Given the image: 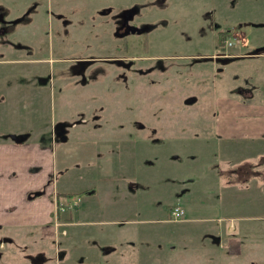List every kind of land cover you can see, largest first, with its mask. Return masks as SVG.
<instances>
[{
    "label": "rangeland",
    "instance_id": "374dc122",
    "mask_svg": "<svg viewBox=\"0 0 264 264\" xmlns=\"http://www.w3.org/2000/svg\"><path fill=\"white\" fill-rule=\"evenodd\" d=\"M225 28L240 36L219 48L217 31ZM260 45L264 0H0V64L16 65L1 71L0 90L16 86L12 75L20 70L21 91L33 89L40 104L29 112L20 104L11 117L3 108L9 101L1 102L2 134L36 135L38 126L51 132L61 124V183L73 166L98 174L74 178L73 198H80L67 201L80 203L79 214H53L43 237L19 231L25 226L0 227V264H264V185L254 184L264 182V162L247 150L257 143L239 142L224 155L232 144L214 132L218 94L255 87L264 97ZM76 130H91L92 150L76 151ZM132 131L146 139L126 143L122 132ZM123 164L139 177L138 193L119 176ZM123 196L139 203L119 202ZM146 196L162 211L146 205ZM174 204L182 220H170ZM149 224L163 230L149 231ZM156 237L172 240L160 245Z\"/></svg>",
    "mask_w": 264,
    "mask_h": 264
},
{
    "label": "crops",
    "instance_id": "0c3cea01",
    "mask_svg": "<svg viewBox=\"0 0 264 264\" xmlns=\"http://www.w3.org/2000/svg\"><path fill=\"white\" fill-rule=\"evenodd\" d=\"M263 53L264 52L259 53V56L257 55L255 57L261 58L264 55ZM263 58L264 56L262 57V59ZM6 67L8 68H3L1 67L0 64V79L2 76L1 71L3 69H7L11 71L15 69L16 65H11V66L6 65ZM19 71L17 72L19 73ZM18 73H14L12 75L13 77L16 78L13 81L19 82L15 84L16 86L12 85L13 87H11L10 90L8 91L9 93L11 92V89L14 88L13 93L11 92L10 94H8L6 91L4 92L3 90H0V103L3 101L4 103L9 101L5 106H3V108H5V111L8 109L10 110L11 117L15 115L16 113L15 109L18 108V105L20 104H22L23 108H26L27 106L28 112L30 109L34 110L35 106L36 108H39L40 105L33 98L34 95L33 89L30 90L27 89L21 91L22 87L24 86L20 84V80H24L25 76L24 74L22 75L21 73L19 74ZM31 79L34 82L33 75L31 76ZM253 83L257 84L258 82L257 83L253 82ZM253 83L251 82V84ZM247 89L250 90L245 95L234 92L233 88H231L226 93H220L217 95L215 102L217 113L214 119V132L219 140L221 139L222 141L225 142V145L232 144V146H224L223 149L224 155L227 154V152L232 154L230 151L235 150L236 144L239 142L243 143L245 147H249L252 143H257L252 148H247V150H249L248 152H251L252 155L259 153L257 154V156H260L258 161L260 160V162H264L263 156L261 155L262 149H259L264 147L263 144L264 143V97L258 96L257 88L255 87H247ZM32 93L33 95L30 96V94ZM39 99L42 100L44 98H39ZM9 103L10 106H7ZM2 111L3 110H1L0 112ZM20 113H21V109H20ZM35 116H39V115H35ZM39 122L40 120H38V123ZM58 128L60 129H53L51 131L53 132V135L51 134V136L46 139H44L43 136L45 134L50 135L51 132L48 130V128L44 129L43 127L40 126L34 129L36 131V135H32L33 129H24L21 133L18 134L12 133L13 135L11 137H10V132L12 131L10 132L4 131L6 133L2 134V129L0 128V227L1 228H8L12 230L11 228L19 229L21 228L20 226H25L22 227L19 231L28 228L30 230L37 229L40 231L41 234L40 238L43 237L42 235L45 232L44 227L45 226L48 227V225H50L53 214H55L57 209L56 207L57 193H61V192L72 193L71 188L75 185L73 181L74 178L76 177L77 178L81 176L86 177L88 175H90L91 177H95L98 175L97 172H95V170L91 169L90 167L77 168L78 166L77 167L73 166V168H71V170H69V172L65 174V180L63 181V183H61V167L58 156L61 152V145H63L64 148L65 144H61V140H62L61 124ZM24 132H26V135L28 136H26ZM90 132L86 130L84 132L80 130L79 131L76 130V132H74L73 142L75 143L76 151L92 150L90 143L91 136H88ZM122 133L125 135L123 139L124 141L126 140V143H130V141H133L132 137L134 139L133 142L134 144L135 141L138 142L140 141V139H144V140L146 139L145 137L146 134L143 135V133H139V134L136 133V135H132L135 134L133 133V131L130 134H125V132ZM155 134L157 135V137L154 139H160L161 133L158 132ZM141 135L142 137H140ZM78 140L81 141L79 144H77L76 142ZM55 141L59 142L60 145H56ZM62 142L64 143V140ZM252 155H248V156L251 157ZM63 157H65V155L61 153V162L64 159ZM92 157L98 158L96 155ZM124 159L126 162H129L131 158L124 157ZM116 160L117 158L113 160L114 165ZM77 162L78 161L76 160V163ZM102 163H103L102 160H99L97 162V164L99 165H101ZM206 163L208 166L210 165L209 164L210 161H206ZM65 165L66 164H63V166ZM91 166L95 167L96 164H93ZM124 167L126 171L124 172V174H121L119 176L123 177L124 180L123 183H126V189H128L133 193L136 192L138 193L139 186L143 187L141 183L136 182V180L139 179V177L129 174L128 164L124 165ZM208 171H210V169H207V172ZM92 181H89L87 183V188H88L87 193L94 195L96 190L92 189V185H91ZM108 181L109 179H107V181H104V183ZM254 182H255L254 184L259 183L264 185V182H261L260 180ZM93 186H97V184L94 183ZM224 188L230 189L229 187H224ZM108 190L109 187H106L102 192L107 193ZM145 191H147V189H145ZM110 192L112 195L113 188L110 190ZM115 198H113V200H115ZM92 199L93 197L89 196V200L91 201L92 204L88 203L87 205L88 209H93L95 207ZM146 199H148V203L146 205L150 204L152 206L153 204H156L154 203V201H156V198L154 199L153 202H151L152 200L151 197L149 198L146 196ZM121 200L122 203H126V204L137 205V202L139 203L138 200L127 199L124 198V196L121 197L119 202H121ZM170 204L172 205L173 203ZM79 205L80 203L77 204L73 210L65 213L70 214L72 212H75L74 210L78 208L79 209L78 214H79L80 212ZM174 205H179V204H174ZM157 206L162 211V208L160 207V203L159 204L157 203L155 208ZM153 210H155L154 206H153ZM119 212L124 213L123 208L117 209L114 214ZM133 212L135 215L141 216L140 210L133 208ZM150 213H151L150 217L151 218L153 217L152 220H154L155 215H158L157 213H154V211L151 210ZM78 214L74 216V220L78 216ZM134 214L132 216L135 217ZM165 214H167V210ZM61 217H63V214L60 215V219ZM145 220L146 219H144V221ZM162 221L167 223L170 220H161L160 222L162 223ZM133 223L134 222L132 220L130 222V225L132 227L135 225ZM120 227L126 228V225L118 224L117 228L121 229ZM140 228H141L139 229L140 232H136V233H139L138 236L139 238L142 239L144 228L143 227ZM149 229H150L149 231L155 230L156 233V232H160L162 227H154L153 224L149 226ZM155 233L152 235H155ZM156 238L160 239V237H156ZM125 240H127L129 243L132 242L130 237L125 238ZM171 240H172L171 237H161L160 241L157 242L158 244L162 245V242H165L167 244ZM131 244L132 243L128 245Z\"/></svg>",
    "mask_w": 264,
    "mask_h": 264
},
{
    "label": "flooded vegetation",
    "instance_id": "af4514ba",
    "mask_svg": "<svg viewBox=\"0 0 264 264\" xmlns=\"http://www.w3.org/2000/svg\"><path fill=\"white\" fill-rule=\"evenodd\" d=\"M9 21H11V22H13V19H10ZM122 27V26H121ZM120 27V28H121ZM135 25L134 24H132V25H130V29L132 30V31H134L135 30ZM122 29V28H121ZM138 29V28H137ZM229 30V32H225V30ZM220 31H222L223 32V34L221 35V37H223L222 38V40H221V44L220 45H218L219 46V48L220 47H223V46H232V45H234V42L232 41V44H227L226 43V41H227V38H229V39H231L232 40V37L234 36V37H239L240 35H239V33H236L234 30H232L231 28H225V29H219L218 31H217V37H218V35H219V32ZM240 41H244V37L243 36H241L240 38ZM242 42H241V44H242ZM217 44H218V42H217ZM260 46H264V45H260ZM259 46H257V48H258ZM256 48V49H257ZM262 49H264V48H262ZM258 51L257 52H261V51H264V50H259V49H257ZM223 69V67H220L219 68V70H222ZM60 215H61V212H60V214L58 213H56L55 214V217L57 218V219H59V217H60Z\"/></svg>",
    "mask_w": 264,
    "mask_h": 264
},
{
    "label": "trees",
    "instance_id": "16d2710c",
    "mask_svg": "<svg viewBox=\"0 0 264 264\" xmlns=\"http://www.w3.org/2000/svg\"><path fill=\"white\" fill-rule=\"evenodd\" d=\"M225 32H229V30H225ZM223 34L222 31L219 32V35H218V45L221 44V40L223 37H221V35ZM74 193H71V192H61V193H57V207H58V211H57V214L59 213L60 214V208H61V205L66 203L68 199H75L73 198V195ZM174 206L176 205H173V206H169L168 209H169V213H172V209L174 208ZM171 219V218H170Z\"/></svg>",
    "mask_w": 264,
    "mask_h": 264
},
{
    "label": "built area",
    "instance_id": "2783aa9c",
    "mask_svg": "<svg viewBox=\"0 0 264 264\" xmlns=\"http://www.w3.org/2000/svg\"><path fill=\"white\" fill-rule=\"evenodd\" d=\"M227 44H232V40L227 38L226 41ZM75 206L74 202H66L65 204L61 205V211H66V210H70ZM172 219L173 220H180L184 214L183 209L180 206H174V208L172 209Z\"/></svg>",
    "mask_w": 264,
    "mask_h": 264
},
{
    "label": "water",
    "instance_id": "95a60500",
    "mask_svg": "<svg viewBox=\"0 0 264 264\" xmlns=\"http://www.w3.org/2000/svg\"><path fill=\"white\" fill-rule=\"evenodd\" d=\"M262 48H264V46H259L257 49H259V50H260V49H262Z\"/></svg>",
    "mask_w": 264,
    "mask_h": 264
}]
</instances>
